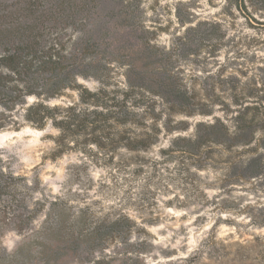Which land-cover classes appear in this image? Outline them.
<instances>
[{
  "label": "rangeland",
  "instance_id": "374dc122",
  "mask_svg": "<svg viewBox=\"0 0 264 264\" xmlns=\"http://www.w3.org/2000/svg\"><path fill=\"white\" fill-rule=\"evenodd\" d=\"M79 1L76 27L54 29L63 37L67 64H79L66 79L120 93L138 85L132 94L140 102L137 109L151 108L148 124L160 130L150 150L161 160L159 173L148 187L151 204L143 210L131 204L139 200L145 175L126 184L113 163L118 157H105L92 145L93 150L58 154L53 141L58 131L50 125L40 130L22 118L23 108L37 100L28 95V104L15 112L0 107V172L15 178L14 192L33 212V226L59 197L68 200L74 215L84 207L110 219L124 212L146 229L140 233L147 239L148 264H193L184 259L211 233L230 241L264 233L254 222L264 215V0ZM133 65L170 71L190 104L170 109L163 96L140 87ZM51 102L80 103L78 91L67 88ZM203 132L209 133L212 157L222 164L200 171L191 166L183 173L158 157L176 137ZM229 176L233 180H223ZM197 180L224 210L185 199ZM0 238L10 251L21 236L8 230ZM82 258L66 264H91Z\"/></svg>",
  "mask_w": 264,
  "mask_h": 264
},
{
  "label": "trees",
  "instance_id": "16d2710c",
  "mask_svg": "<svg viewBox=\"0 0 264 264\" xmlns=\"http://www.w3.org/2000/svg\"><path fill=\"white\" fill-rule=\"evenodd\" d=\"M79 2L0 0V107L15 112L17 107L28 104V95H35L37 100L24 107L21 116L40 130L50 125L58 131L53 138L58 154L73 148L93 150L92 145L105 157H118L113 163L122 171L126 184L145 175L139 200L131 202L143 210L145 204H151L152 191L148 187L159 173L161 160L150 156V150L157 145L160 130L157 123L148 124V118L154 114L150 113L151 108L144 112L137 109L140 102L132 94L133 87L138 85H131V90L120 93L103 86L92 90L67 81L66 76L77 72L79 64L77 61L67 64L69 57L62 49L63 37L54 33V29L76 27ZM133 69L142 80L140 87L163 96L170 109L190 104V98L178 92L179 83L170 71L162 74L156 68L138 65ZM67 88L78 91L80 103L53 104L52 99ZM203 125L206 130L212 127ZM209 141L208 132L195 137L178 136L167 148L159 149L158 157L162 163L175 162L183 173L189 172L191 166L198 171L212 168L223 160L212 157ZM122 149L124 154L120 152ZM14 179L0 172V237L14 230L21 238L10 251L0 238V264H66L80 256L83 257L80 262L91 264H148L143 257L147 239L140 233H147L146 229L130 215L119 212L113 219L110 215L95 217L90 207L74 215L68 200L59 197L50 203L41 224L33 226L30 222L33 212L17 198ZM223 180H233V177ZM200 184L197 180L193 190L185 193V199L202 205L217 203L214 209L224 210L226 207L210 198ZM254 222L263 228L264 215ZM93 253L98 255L91 260ZM184 261L264 264V233H254L252 238L242 241L221 239L211 233Z\"/></svg>",
  "mask_w": 264,
  "mask_h": 264
}]
</instances>
